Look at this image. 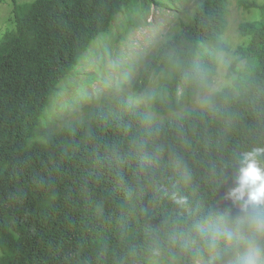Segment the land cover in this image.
<instances>
[{"label":"trees","instance_id":"16d2710c","mask_svg":"<svg viewBox=\"0 0 264 264\" xmlns=\"http://www.w3.org/2000/svg\"><path fill=\"white\" fill-rule=\"evenodd\" d=\"M10 2L13 25L0 33V264H150V244L177 220L175 206L149 184V177L165 188L176 182L170 152L190 174L181 190L195 215L227 190L213 194V166L264 145V3L259 19L238 26L247 40L234 50V78L214 110L193 104L178 75L161 69L170 56L213 66L214 53L227 48L228 0H200L191 14L175 16L164 39L145 49L127 89L124 71L118 91L52 127L50 101L90 45L118 15L129 13L132 24L163 0ZM151 88L166 99L146 125L126 102Z\"/></svg>","mask_w":264,"mask_h":264},{"label":"clouds","instance_id":"9594fccd","mask_svg":"<svg viewBox=\"0 0 264 264\" xmlns=\"http://www.w3.org/2000/svg\"><path fill=\"white\" fill-rule=\"evenodd\" d=\"M100 41L102 39L98 38L89 49ZM230 63V54L223 50L214 53L211 67H206L198 58L184 61L178 56H170L161 72L170 78L178 75L181 88L190 95L193 104L214 110L215 100L226 83L222 77ZM76 73L68 76L70 86L89 92L91 86L84 84L83 76L72 80ZM117 76L120 77V71ZM122 83L124 86L125 82ZM117 84V88H121L118 77ZM55 98L50 101V106ZM165 99L164 89L151 88L130 92L126 104L130 110L141 109L142 122L150 125L157 117V104ZM89 100L90 97L84 102ZM82 102H75L74 107ZM170 157L177 174L176 182L171 188H165L149 177V184L158 196L169 199L175 206L177 220L150 244V264H264V145L236 153L234 159L213 166V194L221 188L227 190L223 192L222 200H216L207 212L197 210L195 215L190 196L181 190V185H187L191 179L187 167L175 149L170 152ZM158 158V153L152 155L153 160Z\"/></svg>","mask_w":264,"mask_h":264},{"label":"rangeland","instance_id":"374dc122","mask_svg":"<svg viewBox=\"0 0 264 264\" xmlns=\"http://www.w3.org/2000/svg\"><path fill=\"white\" fill-rule=\"evenodd\" d=\"M17 1L21 3L30 0ZM199 1L163 0L162 6L151 3L145 14L142 17L136 16L132 24L128 20L129 13L118 15L113 21L109 33L102 36V41L95 43L89 49L80 65L81 70L78 69L79 72L72 78V80H75L78 76H83L84 84L93 88H100L106 84L108 86L105 89L96 88L95 90L89 87L88 92L84 88L77 89L73 85L70 86V80H68L63 84L61 93L54 99L49 108L52 112L50 126L56 127L61 121L64 122L68 118L81 116L80 108L92 103L97 96H107L113 91H118L117 77L119 76L117 74L119 71L120 77L124 71L129 74V76L127 74L128 78L124 83V88L127 89L139 74L138 69L141 64L137 62H139V58L143 59L145 48H153L159 41L164 39L169 32V28H172L176 22L175 16L191 14ZM251 2H254L256 6L251 7L249 5ZM263 3L264 0H228L226 31L222 37V41L227 48L221 49L230 54L231 63L222 77L223 81L226 82L222 88L231 84L234 78V70L231 68L235 59L234 50L247 40V37L240 34L238 26L242 22L259 19L262 13L257 5ZM11 8L12 2L10 0H7L0 7V33L13 25V22L9 23L8 21L12 18ZM127 21H129V24ZM237 66H242V61ZM89 97L90 100L85 103L84 101ZM79 101H83L82 104L74 107L75 102Z\"/></svg>","mask_w":264,"mask_h":264}]
</instances>
